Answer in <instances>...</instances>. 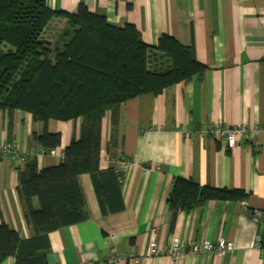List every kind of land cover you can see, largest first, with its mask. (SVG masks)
<instances>
[{
  "label": "crops",
  "instance_id": "crops-1",
  "mask_svg": "<svg viewBox=\"0 0 264 264\" xmlns=\"http://www.w3.org/2000/svg\"><path fill=\"white\" fill-rule=\"evenodd\" d=\"M82 3L118 27L134 24L148 44L157 45L164 34L174 36L192 46L207 69L158 95L145 93L123 102L115 130L106 114L101 168L129 161L120 171L124 208L102 212L91 177L80 175L91 216L49 233V245L41 251L48 264H104L98 259L113 253L126 255L121 264H264L253 220L257 214L264 221V0H48L53 9L67 12H76ZM66 20L55 18L44 37L52 40ZM81 120L45 123L18 109L10 127L7 111L0 109V140L17 141L28 157L38 158L39 168L55 166L72 139L80 138ZM214 122L245 128L236 147L226 149L222 140L202 134ZM45 129L61 133L62 144L44 149L34 133ZM24 164L0 156V224L29 238L34 230L19 195ZM177 177L240 189L247 198L211 199L179 212L173 223L167 199ZM32 203L40 208L37 196ZM153 240L161 248L175 240H227L234 249L221 255L188 253L176 260L151 257ZM2 264H16V257Z\"/></svg>",
  "mask_w": 264,
  "mask_h": 264
},
{
  "label": "trees",
  "instance_id": "trees-1",
  "mask_svg": "<svg viewBox=\"0 0 264 264\" xmlns=\"http://www.w3.org/2000/svg\"><path fill=\"white\" fill-rule=\"evenodd\" d=\"M58 17L66 23L48 40L45 31ZM206 69L195 49L174 36L164 34L157 45L148 44L134 24L118 27L83 3L67 12L53 9L48 0H0V109L7 111L10 127L18 109L45 123L82 119L80 138L65 147L58 165L39 168L37 157L24 161L19 195L34 235L22 238L10 225L0 224V264L9 256L16 257V264H48L41 251L49 245V233L91 216L82 174L91 177L102 212L123 209L121 172L115 166L101 168L104 117L109 112L115 130L123 102L158 95ZM34 138L44 149L62 144L61 133L47 129ZM35 196L39 209L32 203ZM246 198L240 189L177 177L167 204L174 223L179 212L211 199Z\"/></svg>",
  "mask_w": 264,
  "mask_h": 264
},
{
  "label": "built area",
  "instance_id": "built-area-1",
  "mask_svg": "<svg viewBox=\"0 0 264 264\" xmlns=\"http://www.w3.org/2000/svg\"><path fill=\"white\" fill-rule=\"evenodd\" d=\"M245 130L243 126L230 125L223 126L219 122L208 123L202 129L203 135H210L216 139L222 140L226 149H232L238 145L240 134ZM43 150L42 152H44ZM0 156L3 158L13 159L17 162L26 161L28 154L23 151L17 141L14 140H0ZM129 161L120 159L118 161L117 170L122 171L128 168ZM253 220L258 224V231L255 238V244L260 249H264V221H261L260 215H254ZM234 249V243L227 240H219L216 242L210 240L196 241L189 244H183L179 240H175L167 248H161L156 241L150 243L149 254L151 257L158 255H169L176 260L184 258L188 253L195 255L205 253H216L218 255L224 254L227 251ZM134 255V254H131ZM126 255L123 254H109L105 258L98 259V262L104 264H121ZM96 262V260H94ZM94 261H86L83 264H94Z\"/></svg>",
  "mask_w": 264,
  "mask_h": 264
},
{
  "label": "rangeland",
  "instance_id": "rangeland-1",
  "mask_svg": "<svg viewBox=\"0 0 264 264\" xmlns=\"http://www.w3.org/2000/svg\"><path fill=\"white\" fill-rule=\"evenodd\" d=\"M47 36V35H46Z\"/></svg>",
  "mask_w": 264,
  "mask_h": 264
}]
</instances>
